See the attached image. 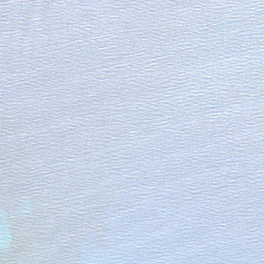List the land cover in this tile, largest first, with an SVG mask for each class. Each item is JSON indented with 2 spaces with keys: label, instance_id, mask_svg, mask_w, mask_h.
I'll return each instance as SVG.
<instances>
[{
  "label": "water",
  "instance_id": "95a60500",
  "mask_svg": "<svg viewBox=\"0 0 264 264\" xmlns=\"http://www.w3.org/2000/svg\"><path fill=\"white\" fill-rule=\"evenodd\" d=\"M0 264H264V0H0Z\"/></svg>",
  "mask_w": 264,
  "mask_h": 264
}]
</instances>
